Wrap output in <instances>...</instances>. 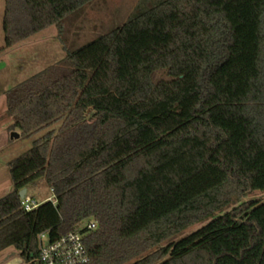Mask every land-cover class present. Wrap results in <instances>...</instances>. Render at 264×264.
I'll return each mask as SVG.
<instances>
[{
    "label": "trees",
    "instance_id": "trees-1",
    "mask_svg": "<svg viewBox=\"0 0 264 264\" xmlns=\"http://www.w3.org/2000/svg\"><path fill=\"white\" fill-rule=\"evenodd\" d=\"M89 1L4 0V48ZM5 106L19 135L47 130L8 162L0 251L28 262L39 233L94 220L84 264H264V201L246 199L264 191V0L141 1ZM38 178L53 199L25 211Z\"/></svg>",
    "mask_w": 264,
    "mask_h": 264
},
{
    "label": "rangeland",
    "instance_id": "rangeland-1",
    "mask_svg": "<svg viewBox=\"0 0 264 264\" xmlns=\"http://www.w3.org/2000/svg\"><path fill=\"white\" fill-rule=\"evenodd\" d=\"M144 0H91L75 11L67 14L60 24H52L32 34L28 38L4 48L2 16L4 0H0V197L12 189L8 162L27 151L32 140L42 135L47 129L30 137L18 135L11 137V119L6 115L5 92L40 72L46 67L60 61L67 51L77 48L98 35L120 26ZM156 78L162 76L156 73ZM58 123L50 128L56 127ZM49 128V129H50ZM27 195L38 203L52 200L53 194L43 178L36 179L26 187ZM246 199L264 201V191L250 192ZM235 202L230 207L237 205ZM85 222L81 224L85 226ZM204 223L189 227L178 238L196 230ZM12 248L0 251V264H17L19 256L12 254Z\"/></svg>",
    "mask_w": 264,
    "mask_h": 264
},
{
    "label": "built area",
    "instance_id": "built-area-1",
    "mask_svg": "<svg viewBox=\"0 0 264 264\" xmlns=\"http://www.w3.org/2000/svg\"><path fill=\"white\" fill-rule=\"evenodd\" d=\"M39 203L31 196L24 194L20 200L23 210L29 211ZM96 227L94 220H88L83 227L84 230L73 229L50 240L47 232L38 234V251L36 256L22 264H84L88 261V252L85 247L84 233Z\"/></svg>",
    "mask_w": 264,
    "mask_h": 264
},
{
    "label": "water",
    "instance_id": "water-1",
    "mask_svg": "<svg viewBox=\"0 0 264 264\" xmlns=\"http://www.w3.org/2000/svg\"><path fill=\"white\" fill-rule=\"evenodd\" d=\"M19 133H15V132H12L11 133V137H18ZM26 192V188H22L20 191H19V198H23L24 194Z\"/></svg>",
    "mask_w": 264,
    "mask_h": 264
},
{
    "label": "crops",
    "instance_id": "crops-1",
    "mask_svg": "<svg viewBox=\"0 0 264 264\" xmlns=\"http://www.w3.org/2000/svg\"><path fill=\"white\" fill-rule=\"evenodd\" d=\"M27 191V190H26ZM26 193V192H25ZM23 263V259L19 257V259H17V264H22Z\"/></svg>",
    "mask_w": 264,
    "mask_h": 264
}]
</instances>
